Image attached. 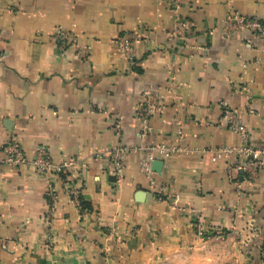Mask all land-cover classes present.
I'll return each instance as SVG.
<instances>
[{"label": "crops", "instance_id": "obj_1", "mask_svg": "<svg viewBox=\"0 0 264 264\" xmlns=\"http://www.w3.org/2000/svg\"><path fill=\"white\" fill-rule=\"evenodd\" d=\"M233 13L264 22V0H0V147L15 140L28 161L0 148V264H264V161L250 177L236 154L213 160L242 144L225 109L264 146V38L226 34ZM121 35L138 38L132 58ZM146 92L162 109L144 133ZM159 144L180 150L157 153L149 178L140 164ZM39 146L76 160L54 196L31 164Z\"/></svg>", "mask_w": 264, "mask_h": 264}, {"label": "built area", "instance_id": "obj_2", "mask_svg": "<svg viewBox=\"0 0 264 264\" xmlns=\"http://www.w3.org/2000/svg\"><path fill=\"white\" fill-rule=\"evenodd\" d=\"M190 26L191 24L187 21L178 23L173 31L174 36L179 39H186ZM224 29L226 34H229L232 31H250L255 37L264 38V22L257 18H251L239 13H233L227 18ZM56 34L60 42L67 39L66 33L61 29H58ZM137 39V36H119L117 38V45L120 53L132 58L134 43ZM252 45V41L248 39L245 46L252 47ZM140 109L139 119L142 123V129L144 133H146L150 131L149 119L162 109V99L160 95L151 92L144 93L143 99L140 102ZM224 117L229 128L239 134L242 144L237 147L226 146L214 150L213 160L217 161L225 155L236 154L242 159H246L238 169L248 171L250 177L254 176L260 162L264 161V146L255 147L250 143V133L248 128L239 122L232 111L225 109ZM116 127H121V117H119V123ZM0 148H3L7 152L6 163L20 165L28 162L19 143L15 140L5 143ZM179 150V147L176 145L159 144L150 146L148 149V156L140 164L141 171L150 178L154 172L152 164L157 159V153H160L163 158H168ZM127 151V147L119 145L115 149H112L109 154V168L118 181L122 180L124 177L125 157ZM102 155L103 153H99L97 156L99 157ZM75 163L76 160L74 158L54 160L45 146H39L35 150L34 159L31 161V164L45 176L49 184L48 192L51 196H54L55 194L51 180L52 176L62 179L67 170L75 166ZM150 183L151 185H155V182L152 179H150ZM159 191L161 194H164L165 188L161 187ZM68 194L71 197V200L79 209H81V189L70 186L68 187Z\"/></svg>", "mask_w": 264, "mask_h": 264}, {"label": "water", "instance_id": "obj_3", "mask_svg": "<svg viewBox=\"0 0 264 264\" xmlns=\"http://www.w3.org/2000/svg\"><path fill=\"white\" fill-rule=\"evenodd\" d=\"M161 165V162L160 161H154L153 162V164H152V168H153V170H158L159 169V166ZM144 194H146L147 195V197H151L152 196V194L151 193H147V192H145V191H139L138 192V198H142L143 197V195Z\"/></svg>", "mask_w": 264, "mask_h": 264}, {"label": "trees", "instance_id": "obj_4", "mask_svg": "<svg viewBox=\"0 0 264 264\" xmlns=\"http://www.w3.org/2000/svg\"><path fill=\"white\" fill-rule=\"evenodd\" d=\"M64 176V175H63ZM81 198V197H80ZM81 206H82V210H85V209H88L89 207H88V205L85 203V202H83V200L81 199Z\"/></svg>", "mask_w": 264, "mask_h": 264}]
</instances>
